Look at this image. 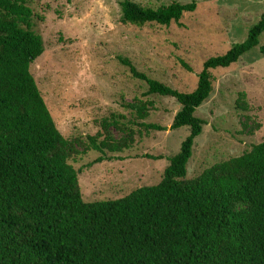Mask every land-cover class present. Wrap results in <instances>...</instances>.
I'll return each instance as SVG.
<instances>
[{"label": "trees", "instance_id": "16d2710c", "mask_svg": "<svg viewBox=\"0 0 264 264\" xmlns=\"http://www.w3.org/2000/svg\"><path fill=\"white\" fill-rule=\"evenodd\" d=\"M119 5L121 21L134 25L179 23L196 8L195 1ZM32 20L26 0H0V264H264V140L186 178L205 123L195 111L213 91L210 71L233 65L259 44L264 13L242 42L203 62L189 92L120 57L148 93L180 104L171 129L190 131L157 184L97 201L83 199L69 162L74 145L57 128L30 72L44 49ZM91 141L100 152L120 148Z\"/></svg>", "mask_w": 264, "mask_h": 264}, {"label": "rangeland", "instance_id": "374dc122", "mask_svg": "<svg viewBox=\"0 0 264 264\" xmlns=\"http://www.w3.org/2000/svg\"><path fill=\"white\" fill-rule=\"evenodd\" d=\"M119 1L26 0L44 44L30 72L57 128L74 145L69 162L78 170L85 201L157 184L190 131L171 129L180 104L148 93L120 57L150 78L189 92L203 62L242 42L264 13V0H132L152 8L196 2L179 23L134 25L121 21ZM262 45L264 33L236 63L210 71L213 91L195 111L205 123L194 139L187 179L264 140ZM91 138L120 148L100 152Z\"/></svg>", "mask_w": 264, "mask_h": 264}]
</instances>
